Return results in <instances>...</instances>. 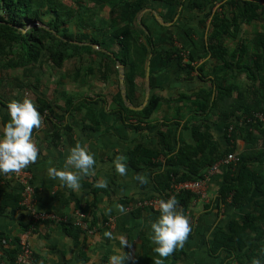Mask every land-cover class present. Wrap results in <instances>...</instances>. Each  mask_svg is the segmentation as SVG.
I'll return each instance as SVG.
<instances>
[{
    "label": "crops",
    "instance_id": "0c3cea01",
    "mask_svg": "<svg viewBox=\"0 0 264 264\" xmlns=\"http://www.w3.org/2000/svg\"><path fill=\"white\" fill-rule=\"evenodd\" d=\"M79 1L92 12L98 9L89 0ZM146 1V6L133 23L140 43L146 45V37L150 38L144 64L136 70L137 75L143 70L144 76H136L134 92L129 95L126 89V94L131 105L139 107L144 100L147 84L145 77L148 74L150 96H159L163 100L151 117L142 121V131L137 132L127 127L119 112L120 103L115 99L120 91L116 62L124 57V51L115 39L103 37L91 28L85 30L89 39H98L102 45L100 49H96L110 58L101 60L96 54H83L85 57L81 55L83 59H87L88 64L81 70L77 67L73 71L74 86L70 89L77 92L76 96L62 90L57 105L35 93L36 90L30 96L21 93L16 96L12 90L11 93L7 91V98L0 96V128L9 120L5 109L11 100L22 101L28 98L35 105L36 98L39 97L53 105L55 110L57 108L56 112L60 116L67 110L69 101H82L84 104L80 114H76L72 121L64 115L68 123L60 122V119L58 122L56 119L45 120L41 117L40 126L33 128L38 156L28 168L35 189L34 206L37 210L56 214L63 219L62 222H44L30 226L20 206L21 184L9 173L0 174V262L13 264L18 243L24 240L32 249V264H109L111 255L124 254L123 251L129 257L124 264H154L152 257L157 254L153 252L155 244L149 236L151 223L156 220L159 211L142 209L136 207V204L146 198L159 197L154 186V177L166 169L160 164L163 163V153L166 152L163 134L167 128L171 129L172 148L194 145L192 128L202 118L194 113L193 95L203 89H213L211 80L224 70L213 68L215 62L207 52L212 6L198 11L190 9L187 0H176L174 4L163 0ZM259 1L261 3L262 0ZM108 10L110 12V8ZM108 16H100V24L105 25ZM257 33H264V22L242 23L237 38H227L223 44L232 51L239 40H245L249 44ZM88 42L89 40L84 44ZM173 50L179 51L181 61L176 59V54H172V57L169 55ZM251 51L252 48L249 49ZM188 57L194 60L190 63L191 67L205 65L200 74L186 66ZM74 58L78 60L77 56ZM124 71H128L125 66ZM242 76L245 77L234 70L228 78L242 88L249 87L250 83L247 79L243 81ZM1 87L0 94L3 96ZM178 96H187L190 100H175ZM91 109L99 123L97 128H93L90 120H87L89 116L91 118ZM135 120L134 117H129L128 123H134ZM228 122L218 112L210 118L207 117L208 131L222 150L226 147L225 125ZM237 123L243 125L242 119ZM229 125L233 126L231 123ZM55 129L58 131L56 139L52 137ZM235 143V153H241L244 150V141L237 139ZM77 144L87 148L95 163L90 174H81L80 187L74 190L62 185L59 179L51 178L47 169L64 168L66 156ZM137 145L159 152L160 155L151 165L134 169L128 161L130 151ZM256 149L264 151V138L263 142L259 141ZM118 155L126 157L124 175L116 172L112 163ZM227 172V166L220 165L205 183L206 199L196 197L189 204L184 216L188 219L191 231L182 247L176 248L168 257L161 258L163 264H244L243 259L237 261L233 259V255L224 251L218 254L210 252V244L215 234L219 230L228 233L230 222L242 221L245 214L253 210L254 202L258 198L253 194L247 207L239 209L218 204L217 198L225 185ZM138 176L144 177L145 182L141 183ZM98 181H105L106 186L97 187ZM178 211L181 212L180 209ZM77 212L88 215L91 232L82 231L75 243L62 224L73 225ZM105 232L113 233V238L106 237ZM120 236L125 237L127 245L120 244Z\"/></svg>",
    "mask_w": 264,
    "mask_h": 264
},
{
    "label": "trees",
    "instance_id": "16d2710c",
    "mask_svg": "<svg viewBox=\"0 0 264 264\" xmlns=\"http://www.w3.org/2000/svg\"><path fill=\"white\" fill-rule=\"evenodd\" d=\"M68 1L69 4L65 0H0V69L26 70L44 59L58 69L66 60L76 56L80 58L83 54H96L101 60L110 58L92 47L97 45L100 49L102 43L95 37L89 39L85 30L91 28L103 37L115 39L124 51V57L119 63L128 68L125 73V87L129 95L132 94L135 89V77L144 76L143 70L140 75L136 74V70L143 66L147 48L150 46L148 36L146 45L139 42L133 23L147 1L89 0L96 4L98 9L95 12L82 6L77 0ZM163 1L168 4L176 2ZM187 5L190 9L198 11L212 6L207 52L215 62L213 68L224 71L211 80L213 89H203L193 95L194 113L202 118L201 122L192 128L194 145L172 148L170 127L163 134L166 152L163 153L164 161L160 166L166 169L154 177V186L159 193L158 198L166 200L175 197L178 209L184 215L197 195L182 190L175 192L174 186L203 179L207 170L215 163L236 152L235 142L242 139L244 150L236 153L239 157L236 165L227 166V177L219 192L218 204L239 209L247 207L253 194L258 198L254 202L253 210L248 211L242 221L230 222L228 233L219 230L215 234L210 244V252L218 254L224 251L233 255V259L237 261L243 259L244 264H264V151L256 149L259 141L263 142L264 122L253 117L255 113L264 115V33H257L249 44L245 40H239L232 51L223 44L227 38H237L242 23L264 22V0L261 3L259 0H187ZM215 6L217 7L213 10ZM106 7L110 8V12L106 24L102 25L94 18L97 17L100 21V12ZM88 40V44H84ZM178 52L173 50L169 55L172 57V54H176V59L181 61ZM193 61V58L188 57L186 66L200 74L205 65L191 67L190 63ZM234 70L245 75L250 83L249 87L242 88L229 80L228 77ZM115 99L120 103L119 112L123 115L127 127L137 132L143 130L140 124L151 117L163 100L159 96H150L148 104L141 111H133L125 106L120 91L115 95ZM127 99H130L128 95ZM187 99L190 100L187 96L175 98ZM67 105V110L60 116L54 106L42 98H36L35 104L40 114L44 115L46 112L45 120L56 119L59 122L60 119V122L68 123V119L64 117L72 121L76 114H80L84 104L82 101H69ZM90 112L91 118L87 114L85 116L90 120L91 126L97 128L99 123L95 119V113L92 109ZM216 112L229 121L225 125L224 150L212 137L206 124L207 117L210 118ZM129 117H134L135 122L128 123ZM240 119L243 125L237 123ZM83 120L81 119V122ZM229 123L234 127L230 133ZM52 137L58 138L56 129ZM159 155V152L137 145L130 151L128 162L135 169L151 165ZM87 218L90 223L89 217ZM62 227L76 243L82 230L71 224H62ZM83 261L85 262L84 257Z\"/></svg>",
    "mask_w": 264,
    "mask_h": 264
},
{
    "label": "clouds",
    "instance_id": "9594fccd",
    "mask_svg": "<svg viewBox=\"0 0 264 264\" xmlns=\"http://www.w3.org/2000/svg\"><path fill=\"white\" fill-rule=\"evenodd\" d=\"M5 111L9 120L0 128V174L19 171L37 160L38 148L32 140V132L33 128H38L41 124L40 113L28 98L22 101L11 100ZM125 159L126 157L118 155L112 162L120 175L126 173ZM94 163L93 155L87 148L77 144L66 156L64 168L49 167L47 173L51 178L59 179L62 185L75 190L80 187L81 174H90ZM137 179L141 183L145 182L142 176ZM105 186V181L97 182V187ZM120 207L123 211L122 206ZM158 209L159 215L151 223L149 238L155 244L153 252L157 254L152 257L154 264H163L161 258L168 257L176 248L182 247L191 229L188 219L178 211L175 197L160 199ZM104 235L113 238L111 232H105ZM119 241L122 246L128 244L124 236H120ZM123 253L111 255L109 264H124L129 257L124 251Z\"/></svg>",
    "mask_w": 264,
    "mask_h": 264
},
{
    "label": "built area",
    "instance_id": "2783aa9c",
    "mask_svg": "<svg viewBox=\"0 0 264 264\" xmlns=\"http://www.w3.org/2000/svg\"><path fill=\"white\" fill-rule=\"evenodd\" d=\"M186 56V55H185ZM46 112H44V115ZM42 114L41 117H44ZM254 119H257L260 122H264V115L262 113H255ZM249 121V120H248ZM233 130V126L228 128V132L230 133ZM32 140L36 144V140L34 138L32 132ZM239 162V157L236 153H232L227 155L225 158L219 160L215 163L211 168H209L204 175V178L201 180L195 181H187L183 183H179L174 186L175 192L177 191H189L195 195L197 198L206 199V190H205V183L208 179L217 171L220 165L228 166L230 164L236 165ZM10 175L21 184V194H20V206L22 208L23 214L26 216L28 220V224L30 226H34L38 223L44 222H62L63 219H60L56 214L47 211L37 210L34 206V195L35 189L32 183V175L28 168V165L16 172H10ZM160 198H146L141 201H138L136 207L145 209H152L159 211L158 204ZM88 216H86L83 212H77L75 214V219L73 225L79 227L83 232L90 233L91 230L89 229L90 223L88 222ZM33 263V252L28 243L24 240H21L18 243V250L14 257L13 264H32ZM0 264H7L4 262H0Z\"/></svg>",
    "mask_w": 264,
    "mask_h": 264
},
{
    "label": "rangeland",
    "instance_id": "374dc122",
    "mask_svg": "<svg viewBox=\"0 0 264 264\" xmlns=\"http://www.w3.org/2000/svg\"><path fill=\"white\" fill-rule=\"evenodd\" d=\"M77 1L78 3L80 2L79 0ZM65 2L67 4L70 3L68 0H65ZM88 5L92 7V4L89 2ZM108 12V8H103V10L100 12V16H108ZM95 19L96 22H99L97 17L94 18V20ZM83 56L85 57V55ZM87 64V59L85 60L82 57H78V60L76 58H72L65 61L62 68L60 69L53 67L45 59L40 61L36 66L27 68L26 70L16 69L9 71L0 69V79L2 81L0 86H2L1 89L3 90V92H1L3 96L1 94L0 96L3 97V99L4 97L7 98V91L11 93V90L12 92L16 93V96L20 93L27 96L36 90L35 93L40 94L41 97L46 99L48 102L52 101L51 103L53 105H57V102H59V97H61L62 90L67 91L68 94L72 95L73 97L76 96L77 92H74L72 89H70L74 86V82L72 80L73 71L77 67H80L81 70V68H85ZM245 79L246 78L242 76V80L245 81ZM235 81H237V79H235ZM59 82L61 85H59ZM18 83H21V85ZM77 84L79 83H75V85Z\"/></svg>",
    "mask_w": 264,
    "mask_h": 264
},
{
    "label": "water",
    "instance_id": "95a60500",
    "mask_svg": "<svg viewBox=\"0 0 264 264\" xmlns=\"http://www.w3.org/2000/svg\"><path fill=\"white\" fill-rule=\"evenodd\" d=\"M23 32H25V30H22ZM92 47L94 49H96L98 46L97 45H92ZM116 69L118 72V79H119V89H120V95L121 98L125 104V106H127L130 110L133 111H141L147 104H148V100H149V96H150V91H149V87H148V74H146L145 77V81H146V89H145V95H144V100L142 102V104L139 107H134L133 105H131V103L129 102V100L127 99V94H126V87H125V71H124V66L123 64L116 62Z\"/></svg>",
    "mask_w": 264,
    "mask_h": 264
}]
</instances>
